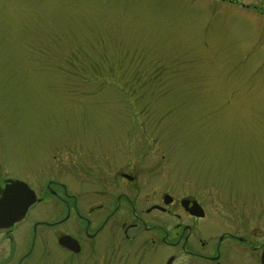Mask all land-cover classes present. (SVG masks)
Listing matches in <instances>:
<instances>
[{"label": "rangeland", "instance_id": "rangeland-1", "mask_svg": "<svg viewBox=\"0 0 264 264\" xmlns=\"http://www.w3.org/2000/svg\"><path fill=\"white\" fill-rule=\"evenodd\" d=\"M118 170L143 194L196 200L214 232L264 233V0H0V183L43 199L0 258L14 247L17 264L32 223L65 215L47 188L87 216L114 201ZM123 208L77 255L39 228L23 264H166L172 250L124 238Z\"/></svg>", "mask_w": 264, "mask_h": 264}, {"label": "flooded vegetation", "instance_id": "flooded-vegetation-1", "mask_svg": "<svg viewBox=\"0 0 264 264\" xmlns=\"http://www.w3.org/2000/svg\"><path fill=\"white\" fill-rule=\"evenodd\" d=\"M8 180L4 179L1 181L0 193ZM112 180L119 187L114 201H112L109 207H105V204L102 203L90 208L87 211V216L80 213L77 198L68 195L62 186H60V194L58 191L47 188L49 198L58 201L57 203L62 206L65 215L61 219L51 222L37 220L32 223L30 226L31 247L28 253L24 254L18 260L17 264H23L31 252L39 228L55 230L57 237L56 244L63 236L72 238L77 242L79 247L78 253H72L60 246L59 248L74 255L80 254L83 249L82 238L89 241L98 238L97 236L102 232L105 224L109 220L115 216L124 214L123 206L132 214L134 221L131 224H127L125 220L122 221L120 227L124 238L128 240L129 232L137 229L146 236V245L149 244L152 248L162 247L172 250L174 254L167 259L166 264L169 260L171 264H175L176 260L182 257H189L193 261H199L201 264H264V233L257 234L255 230L241 226L214 232L206 227L208 222L205 210L196 200L185 196L175 197L165 193L156 194L154 191L143 194L142 186L139 184L136 174L126 170H118ZM36 198V203L29 208L25 218L21 222L27 218L32 207L42 203V198L37 197V195ZM137 200H140L146 207H141L142 204L139 207L136 206ZM195 204H199L203 209V218L192 215V207ZM104 210L108 215L105 217L104 214L102 215L104 218L102 223H99L97 220L96 222L98 223H96L93 219H90V216L96 215ZM137 210L139 213H137ZM154 215L176 219L177 223L174 225L171 223L163 225L155 224L158 221L153 218ZM97 216L101 217L100 214ZM143 216L149 217V219L144 220ZM76 222L83 226V235L80 234L81 236L73 235L66 227L68 225L67 223H72V232H74V223ZM18 224L9 229L0 230V247H3L6 242L14 240L15 226ZM96 224L100 225L95 230H92L97 226ZM200 227L203 228L200 229ZM13 248H8L9 252L6 253V258L3 260L0 258V264H12V261H10L11 258L9 257L14 252ZM179 253L180 255H178Z\"/></svg>", "mask_w": 264, "mask_h": 264}, {"label": "water", "instance_id": "water-1", "mask_svg": "<svg viewBox=\"0 0 264 264\" xmlns=\"http://www.w3.org/2000/svg\"><path fill=\"white\" fill-rule=\"evenodd\" d=\"M35 202V193L25 183L6 181L0 193V230L8 229L20 222ZM191 213L199 218L204 216L203 210L197 204L192 207ZM58 244L74 253L79 252L77 243L68 236L61 237ZM167 264H171V261Z\"/></svg>", "mask_w": 264, "mask_h": 264}]
</instances>
